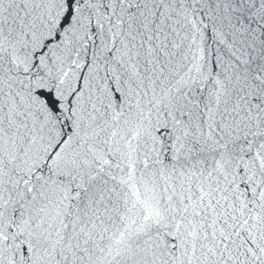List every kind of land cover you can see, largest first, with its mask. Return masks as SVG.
<instances>
[{"label":"snow or ice","instance_id":"6c2138e0","mask_svg":"<svg viewBox=\"0 0 264 264\" xmlns=\"http://www.w3.org/2000/svg\"><path fill=\"white\" fill-rule=\"evenodd\" d=\"M0 264H264V0H0Z\"/></svg>","mask_w":264,"mask_h":264}]
</instances>
